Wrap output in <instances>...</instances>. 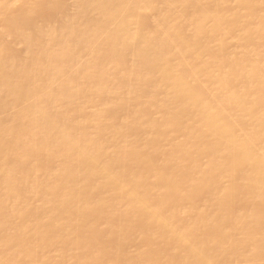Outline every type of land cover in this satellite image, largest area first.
Here are the masks:
<instances>
[{"label": "bare ground", "instance_id": "obj_1", "mask_svg": "<svg viewBox=\"0 0 264 264\" xmlns=\"http://www.w3.org/2000/svg\"><path fill=\"white\" fill-rule=\"evenodd\" d=\"M0 24V264H264V0Z\"/></svg>", "mask_w": 264, "mask_h": 264}, {"label": "rangeland", "instance_id": "obj_2", "mask_svg": "<svg viewBox=\"0 0 264 264\" xmlns=\"http://www.w3.org/2000/svg\"><path fill=\"white\" fill-rule=\"evenodd\" d=\"M23 2H27V0L25 1V0H22ZM45 8V7H44ZM45 9H47V8H45ZM42 10V11H41ZM44 9H40V11L38 12V14L37 15H39L41 18H42V20H44V18L46 19V15L48 16V19L47 20H53L52 18H54L55 16L53 15H51L52 13H49V10H48V12L46 11V10H44ZM43 12H45V13H43ZM46 12L48 13V14H46ZM42 13H43V15H42ZM49 14H50V16H52L51 18H50V16H49ZM36 15V16H37ZM39 16H37V17H35V18H38V19H41V18H39ZM55 19V18H54ZM56 20V19H55ZM37 21H39V20H37ZM45 21V20H44ZM40 22V21H39ZM3 27V24H0V28H2ZM13 34L11 35V37H9V39H10V41L11 40H13V38H14V42L17 40V37L16 36H13ZM5 40V39H4ZM7 41H8V39H6ZM6 40H5V42H6ZM1 41V40H0ZM2 41H3V39H2ZM12 42V41H11ZM48 165V164H47Z\"/></svg>", "mask_w": 264, "mask_h": 264}]
</instances>
